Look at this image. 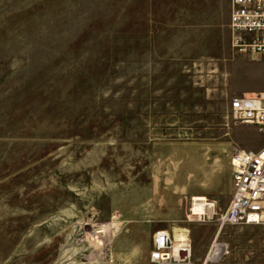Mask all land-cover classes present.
Returning <instances> with one entry per match:
<instances>
[{
    "label": "rangeland",
    "instance_id": "obj_1",
    "mask_svg": "<svg viewBox=\"0 0 264 264\" xmlns=\"http://www.w3.org/2000/svg\"><path fill=\"white\" fill-rule=\"evenodd\" d=\"M214 10L0 0V264H151L157 230L184 235L189 264L214 241L224 251L206 264H264V226L216 237L233 148L264 146L228 102L264 90V57L233 53ZM197 194L211 218L191 216Z\"/></svg>",
    "mask_w": 264,
    "mask_h": 264
},
{
    "label": "built area",
    "instance_id": "obj_2",
    "mask_svg": "<svg viewBox=\"0 0 264 264\" xmlns=\"http://www.w3.org/2000/svg\"><path fill=\"white\" fill-rule=\"evenodd\" d=\"M231 46L248 57L264 55V0H231ZM226 116L234 123L254 126L264 133V91L240 93L229 99ZM232 193L220 214V226L244 223L264 226V146L234 147L231 154ZM191 212V207L189 208ZM174 238L165 230L153 233L151 264H187L189 241L174 251Z\"/></svg>",
    "mask_w": 264,
    "mask_h": 264
},
{
    "label": "bare ground",
    "instance_id": "obj_3",
    "mask_svg": "<svg viewBox=\"0 0 264 264\" xmlns=\"http://www.w3.org/2000/svg\"><path fill=\"white\" fill-rule=\"evenodd\" d=\"M229 27H230V25H229ZM231 37H232V32H231ZM231 48H232V46H231ZM232 50H233V48H232ZM233 52L235 54H239V53L235 52L234 50H233ZM240 55H242V54H240ZM242 56H246V55H242ZM246 57H248V56H246ZM260 57H264V55H262V56L256 55L255 57H248V58H260ZM261 91H264V90H261ZM252 92H258V91L243 92V93H252ZM214 210H215V203L210 202L206 196H204L202 194H197V195L192 196L190 214L193 218L202 219L203 216L211 218L213 216V214L215 213ZM222 226L223 225H221L218 228V230H217L218 232L216 233V237L219 236ZM105 230H106L105 226H101V227H99V229L94 230V232L91 235H88L87 238L90 240H94L95 244L97 246H99V245L101 246L104 244V241L101 239L105 236V234H104V236L102 235L105 232ZM165 231H167V230H165ZM96 234H98V235H96ZM171 236L173 237V235H171ZM183 239H185L183 234H179V236H177V238H176V240H174V244H173L174 251H177L178 248L183 244ZM223 251H224L223 246L216 243V241H214L213 244L211 245L208 253H207L206 259H204L202 264H206L210 260H215L216 258H218V256L220 254L223 253ZM148 258H149V255H148ZM187 264H189V262Z\"/></svg>",
    "mask_w": 264,
    "mask_h": 264
},
{
    "label": "crops",
    "instance_id": "obj_4",
    "mask_svg": "<svg viewBox=\"0 0 264 264\" xmlns=\"http://www.w3.org/2000/svg\"><path fill=\"white\" fill-rule=\"evenodd\" d=\"M210 2H211V5L215 8L214 16L216 18V23L218 24L220 23L221 25L227 26L229 28V47L231 51L233 52L231 48V31L229 27L231 0H210ZM251 91H261V88L251 89V90H248L247 92H251Z\"/></svg>",
    "mask_w": 264,
    "mask_h": 264
}]
</instances>
